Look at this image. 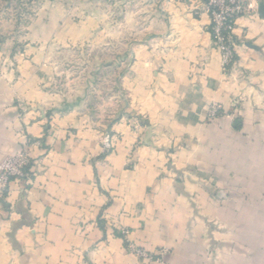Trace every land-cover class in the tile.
<instances>
[{"label":"crops","instance_id":"crops-1","mask_svg":"<svg viewBox=\"0 0 264 264\" xmlns=\"http://www.w3.org/2000/svg\"><path fill=\"white\" fill-rule=\"evenodd\" d=\"M262 3L225 72L203 0H161L123 98H73L64 63L0 49V165L32 162L0 194V264H264ZM215 103L226 116L210 123Z\"/></svg>","mask_w":264,"mask_h":264},{"label":"rangeland","instance_id":"rangeland-1","mask_svg":"<svg viewBox=\"0 0 264 264\" xmlns=\"http://www.w3.org/2000/svg\"><path fill=\"white\" fill-rule=\"evenodd\" d=\"M161 0H0V49L8 63H64L61 90L73 98H123L129 52L159 31ZM35 56V55H34Z\"/></svg>","mask_w":264,"mask_h":264},{"label":"built area","instance_id":"built-area-1","mask_svg":"<svg viewBox=\"0 0 264 264\" xmlns=\"http://www.w3.org/2000/svg\"><path fill=\"white\" fill-rule=\"evenodd\" d=\"M210 17V35L215 48L219 51L223 70L226 72L235 64L237 21L245 16L259 13L262 0H203ZM226 116L223 107L217 103L209 108L207 121L214 122ZM107 147L110 143L107 141ZM32 162L26 151L9 157L0 165V194L8 191L12 182L27 181L31 177ZM130 251L142 262H159L154 254L145 249L130 245Z\"/></svg>","mask_w":264,"mask_h":264},{"label":"water","instance_id":"water-1","mask_svg":"<svg viewBox=\"0 0 264 264\" xmlns=\"http://www.w3.org/2000/svg\"><path fill=\"white\" fill-rule=\"evenodd\" d=\"M262 6H263V3L260 5L259 12L261 11V9H262Z\"/></svg>","mask_w":264,"mask_h":264}]
</instances>
